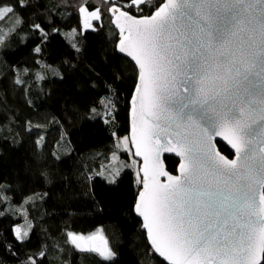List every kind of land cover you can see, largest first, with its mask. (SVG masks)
Instances as JSON below:
<instances>
[{
    "label": "snow or ice",
    "instance_id": "1",
    "mask_svg": "<svg viewBox=\"0 0 264 264\" xmlns=\"http://www.w3.org/2000/svg\"><path fill=\"white\" fill-rule=\"evenodd\" d=\"M102 2L106 7L92 0L70 6L82 18V32L98 30L107 13L119 30L114 50L130 58L135 69L128 102L130 138L111 135L114 148L131 151V145L142 159L131 211L142 217L153 254L163 258L162 264H264V0ZM29 6V0H0V22L11 15L22 24L18 9ZM32 31L40 42L33 51L42 53L40 44L59 29L36 23ZM10 38L0 31V47L6 49ZM50 67L45 65V73ZM108 103L115 109L114 101ZM104 108L101 97L85 120L114 126L118 112L102 113ZM45 127L24 122L26 134L39 132L33 141L38 164L48 148L46 133L39 131ZM218 137L230 146V157L218 149ZM165 153L179 158L175 174L165 167ZM49 155L60 159L55 152ZM39 174L47 180L46 165ZM117 176L106 182L117 185ZM18 196L35 203L47 193L24 194L22 188L0 183V218L12 214L8 209ZM27 235L14 226L13 237L21 246ZM65 244L95 254L100 264L116 262L102 226L87 233L67 231ZM46 260L41 250L26 254L21 264Z\"/></svg>",
    "mask_w": 264,
    "mask_h": 264
},
{
    "label": "trees",
    "instance_id": "2",
    "mask_svg": "<svg viewBox=\"0 0 264 264\" xmlns=\"http://www.w3.org/2000/svg\"><path fill=\"white\" fill-rule=\"evenodd\" d=\"M29 2V7L18 9L22 24L11 15L0 22V31L11 36L7 48L0 47V183L22 188L24 194L47 193V197H37L33 203L20 201L18 196L19 202L8 209L12 214L0 218V264H21L26 254L41 250L47 253L45 264H100L95 254H81L65 244L67 231L87 233L100 226L117 253L115 264H162L163 259L153 254L142 221L131 211L140 188L136 171L123 168L117 185L106 182L116 157L131 159L122 147H113L111 135L115 131L118 136H129L128 102L136 86L132 62L114 50L118 29L105 13L98 30L79 31L82 18L70 6L75 0ZM92 3L106 7L102 0ZM36 23L49 31L59 29L47 43L40 44L42 53L33 51L40 43L32 31ZM17 28L21 30L16 32ZM45 65L51 66L47 73ZM17 79H23L24 85L15 84ZM101 97H105L102 113L118 112L114 126L99 119L85 120L91 115L89 107ZM110 101L115 102V109ZM27 120L46 126L39 130L46 133L48 144L41 157L43 164L36 162L33 143L39 132L26 134ZM218 146L231 156L222 143ZM49 152L60 159L53 160ZM165 158L167 170L175 174L178 159ZM44 165L47 180L39 174ZM86 175L92 179L85 180ZM14 226L29 228L23 246L13 237Z\"/></svg>",
    "mask_w": 264,
    "mask_h": 264
},
{
    "label": "rangeland",
    "instance_id": "3",
    "mask_svg": "<svg viewBox=\"0 0 264 264\" xmlns=\"http://www.w3.org/2000/svg\"><path fill=\"white\" fill-rule=\"evenodd\" d=\"M94 22H93V24H94ZM122 137H129V136H122ZM129 148L131 149V151H126V150H124L122 148L123 149L122 152H129L131 154V159L130 160H127L126 158H123L122 160H120L118 157H116L114 159V161H112V164L109 167L110 180L112 178V174L118 173V175H120L123 172L122 171L123 168L132 169V170H135L137 172L138 164H137V161H136V159L134 157L132 146L129 145ZM124 166H128V168L124 167ZM18 227H20L23 232H26L29 235V228L28 227H26V226H18ZM28 235H27V237H28Z\"/></svg>",
    "mask_w": 264,
    "mask_h": 264
},
{
    "label": "water",
    "instance_id": "4",
    "mask_svg": "<svg viewBox=\"0 0 264 264\" xmlns=\"http://www.w3.org/2000/svg\"><path fill=\"white\" fill-rule=\"evenodd\" d=\"M114 23V22H113ZM115 25V24H114ZM119 31V30H118ZM122 56H124L123 54H121ZM125 57V56H124ZM126 58V57H125ZM129 61H130V58H127ZM133 94H134V91H133ZM133 94H132V96H133ZM132 99V98H131ZM129 125H130V121H129ZM129 138H130V129H129ZM217 140H219L220 142L219 143H222L226 148H228L230 151H232L231 150V148H230V146L229 145H227V142L226 141H222V140H220V138L218 137L217 138ZM217 147H218V149H219V146H218V144H217ZM132 150H133V154H134V148H132ZM220 150V149H219ZM224 154V153H223ZM225 155V154H224ZM164 156L166 157V156H173V157H175V155L174 154H170V153H165L164 154ZM135 157V156H134ZM175 158H177V157H175ZM135 159L137 160V161H139L140 162V167H142V164H143V162H142V159L141 158H139V157H135ZM178 160H179V158H177ZM165 167H166V163H165ZM142 175V174H141ZM163 179V178H162ZM137 216V215H136ZM141 221H142V217H139V216H137ZM144 231V230H143ZM150 243V242H149ZM154 251V250H153ZM157 256H159L158 254H156ZM160 258H162V257H160ZM163 259V258H162Z\"/></svg>",
    "mask_w": 264,
    "mask_h": 264
}]
</instances>
